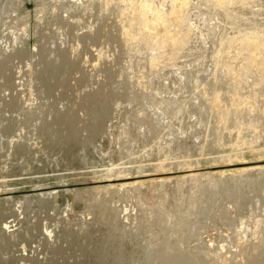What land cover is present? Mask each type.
Here are the masks:
<instances>
[{"label": "rangeland", "instance_id": "374dc122", "mask_svg": "<svg viewBox=\"0 0 264 264\" xmlns=\"http://www.w3.org/2000/svg\"><path fill=\"white\" fill-rule=\"evenodd\" d=\"M172 4L0 0V264H264V3Z\"/></svg>", "mask_w": 264, "mask_h": 264}, {"label": "bare ground", "instance_id": "6f19581e", "mask_svg": "<svg viewBox=\"0 0 264 264\" xmlns=\"http://www.w3.org/2000/svg\"><path fill=\"white\" fill-rule=\"evenodd\" d=\"M213 5L215 6H218V5H223L225 3L228 4V7L231 8V7H234L240 11H247L248 7L246 6L249 2H252V1H256V2H261V3H264V0H209ZM132 2V1H130ZM190 7V0H173V4H172V10H177L178 12H182L183 10H186ZM259 14L261 16H264V12H259ZM228 16V15H227ZM180 16H178L177 18H179ZM223 19V23L224 25L228 26L229 29H232V25L234 24V21L232 20H225L224 18ZM226 26V28H227ZM233 36V35H232ZM230 37L229 36H222V39L220 40V45L221 46H227V44H229V47L227 48V51L230 52H235V51H238V48H239V45H236L235 42H233V40L236 38H234L233 40L232 39H229ZM260 37H259V32H256V30H253L252 32H247L245 36H242V42L240 43L242 49L244 52H250V53H254L255 55L256 54H259V53H262L264 54V42L260 43ZM230 57V56H229ZM233 56H231L232 58ZM258 57V56H257ZM255 56V58H257ZM236 60V59H235ZM233 62V61H232ZM247 169H250L248 172H250L251 168H247ZM255 170H258V169H255ZM241 170H236L232 173H237V172H240ZM19 207L21 208V203L19 202ZM11 227L10 226H6L5 230L8 231L10 230Z\"/></svg>", "mask_w": 264, "mask_h": 264}]
</instances>
